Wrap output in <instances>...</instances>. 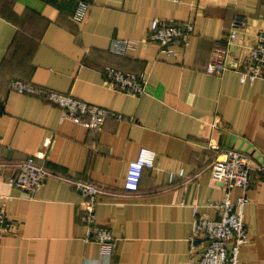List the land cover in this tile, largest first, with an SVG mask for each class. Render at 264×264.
<instances>
[{"label": "crops", "instance_id": "1", "mask_svg": "<svg viewBox=\"0 0 264 264\" xmlns=\"http://www.w3.org/2000/svg\"><path fill=\"white\" fill-rule=\"evenodd\" d=\"M77 1L0 0V162L17 171L33 157L49 173L34 195L9 186V171L0 179V205L15 223L0 237V264H192L204 247L200 239L191 252L196 212L215 215L209 206L225 197L211 181V166L228 148L252 158L244 210L250 242L240 261L264 264V174L256 169L264 162V79L241 84L235 68L264 26V0H87L82 23L72 18ZM238 13L248 26L231 49V69L207 74L215 42L228 37ZM154 19L191 23L188 47L171 59L160 55L149 40ZM113 39L136 47L114 54ZM107 66L144 74L146 93L106 87ZM12 80L72 94L124 118H108L99 133L61 123L57 106L13 92ZM142 148L157 153L156 164L139 190L128 192V167ZM73 181L102 189L96 215L117 239L110 256L84 241L85 198ZM243 193L233 189L232 199Z\"/></svg>", "mask_w": 264, "mask_h": 264}, {"label": "built area", "instance_id": "2", "mask_svg": "<svg viewBox=\"0 0 264 264\" xmlns=\"http://www.w3.org/2000/svg\"><path fill=\"white\" fill-rule=\"evenodd\" d=\"M89 9L88 2H78L72 16L73 20L76 23L84 22ZM247 26L248 17L246 15L240 13L234 15L228 37L214 44L210 61L205 67L207 74L222 76L231 69V49ZM193 30L191 23H166L160 19H154L150 28L149 40L160 46V55L171 59L178 51L188 47L189 37ZM135 47V41L113 39L109 50L114 54L125 55ZM248 50V55L242 64L235 66L236 71L239 72L241 84L255 83L259 79H264V26L256 35V43L248 47ZM104 75L103 84L121 94L141 97L146 93L148 82L144 74L125 73L107 66ZM10 89L21 95L43 96L49 103L61 110V123L70 120L96 133L103 129L108 118L113 117L119 120L124 118L115 111L90 104L72 94L41 88L21 80H12ZM50 142V140L47 141L46 146ZM156 159L157 153L154 150L148 148L140 150L137 159L129 164L125 177L126 191L137 192L139 190L145 171L154 169ZM251 161L252 158L247 152L244 153L235 148L221 150L216 155L211 166V181L225 192V197L221 202L212 203L209 206L215 210V215L201 216L196 212L190 236L191 252L197 249L196 242L200 239H203L204 247L192 264H242L240 253L250 242L244 210L250 203L246 191L252 181ZM256 169L264 174V162ZM6 171H9L5 177L9 186L26 191L31 195L43 188L49 176L45 166L39 164L33 157L21 163L17 171L9 170L8 165L0 162V179ZM178 175L184 177L185 171L181 169ZM174 176L173 174L170 176L172 181ZM72 183L85 198L84 211L87 228L84 241L98 244L101 254L110 256L117 239L108 226L98 222L96 215L99 205L98 195L102 193V189L90 182L73 181ZM235 188L245 193L233 200L232 191ZM14 228L15 223L9 219L0 205V237L11 234Z\"/></svg>", "mask_w": 264, "mask_h": 264}, {"label": "trees", "instance_id": "3", "mask_svg": "<svg viewBox=\"0 0 264 264\" xmlns=\"http://www.w3.org/2000/svg\"><path fill=\"white\" fill-rule=\"evenodd\" d=\"M80 1H86V2H87V0H78V1L76 2V5H77V3L80 2Z\"/></svg>", "mask_w": 264, "mask_h": 264}]
</instances>
